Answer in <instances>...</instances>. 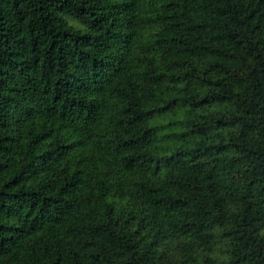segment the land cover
<instances>
[{
	"label": "trees",
	"instance_id": "16d2710c",
	"mask_svg": "<svg viewBox=\"0 0 264 264\" xmlns=\"http://www.w3.org/2000/svg\"><path fill=\"white\" fill-rule=\"evenodd\" d=\"M0 264H264V0H0Z\"/></svg>",
	"mask_w": 264,
	"mask_h": 264
},
{
	"label": "rangeland",
	"instance_id": "374dc122",
	"mask_svg": "<svg viewBox=\"0 0 264 264\" xmlns=\"http://www.w3.org/2000/svg\"><path fill=\"white\" fill-rule=\"evenodd\" d=\"M222 249H220L219 253H221Z\"/></svg>",
	"mask_w": 264,
	"mask_h": 264
}]
</instances>
